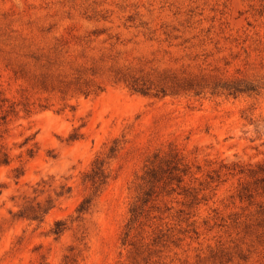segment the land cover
I'll return each instance as SVG.
<instances>
[{
  "label": "rangeland",
  "instance_id": "rangeland-1",
  "mask_svg": "<svg viewBox=\"0 0 264 264\" xmlns=\"http://www.w3.org/2000/svg\"><path fill=\"white\" fill-rule=\"evenodd\" d=\"M190 74L260 89L169 93ZM0 150V264H264V0H0ZM155 153L187 173L126 235Z\"/></svg>",
  "mask_w": 264,
  "mask_h": 264
},
{
  "label": "trees",
  "instance_id": "trees-1",
  "mask_svg": "<svg viewBox=\"0 0 264 264\" xmlns=\"http://www.w3.org/2000/svg\"><path fill=\"white\" fill-rule=\"evenodd\" d=\"M116 74H120L117 78L121 79L125 82L126 86L134 92H140L143 94L151 93L153 89V81L147 74H142L140 76H135L134 73H131L127 69H118ZM140 78V79H139ZM213 78V77H212ZM145 79V80H144ZM170 84H169V93L177 94L178 92H193L194 95H199L201 92L208 90L210 93L214 94L216 92L226 93L227 95L237 96L240 94H250L256 93L260 89V85L258 86L253 81L244 79L242 77H237L231 80L227 79H208L204 74H190V76H182L178 77L176 75L170 76ZM91 89L83 90L82 93L87 95ZM102 90L99 86L93 89V92H97ZM155 95L158 93H162L165 95L167 91L162 87L158 90L155 89L153 92ZM154 161L158 160L157 163H163L165 167L158 165L155 167L153 164L148 166L144 171L141 178L143 179L147 188L144 190L143 195L133 202V205L129 209L131 214L130 219L127 223V233L137 224L139 221V217L142 213L143 206L149 201L150 196L153 193V189L157 183L161 182L162 179L163 184H170V190H174L172 187L173 181L176 184H179L183 180V176L186 175V165L181 162L179 158L176 157V154H173L170 158L164 159L163 156H160L158 153L154 154ZM153 161V162H154ZM9 157L5 151L0 150V165L8 164ZM165 174L164 176L162 174ZM162 175V176H161ZM87 181L93 186L97 188L99 186H103V184L108 179V174L105 171L103 166V162L96 158L90 168V172L86 175ZM87 200L83 199L78 208V212H82L85 210V203ZM58 222L56 225V230L54 233H59L60 229L58 228Z\"/></svg>",
  "mask_w": 264,
  "mask_h": 264
}]
</instances>
